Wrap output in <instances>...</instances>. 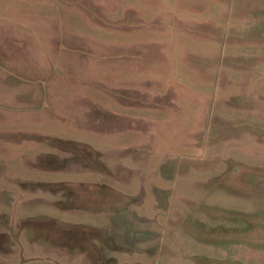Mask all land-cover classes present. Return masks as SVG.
Masks as SVG:
<instances>
[{"label":"rangeland","instance_id":"obj_1","mask_svg":"<svg viewBox=\"0 0 264 264\" xmlns=\"http://www.w3.org/2000/svg\"><path fill=\"white\" fill-rule=\"evenodd\" d=\"M250 255L264 0H0V264Z\"/></svg>","mask_w":264,"mask_h":264},{"label":"crops","instance_id":"obj_2","mask_svg":"<svg viewBox=\"0 0 264 264\" xmlns=\"http://www.w3.org/2000/svg\"><path fill=\"white\" fill-rule=\"evenodd\" d=\"M136 69H135V79H136V84H138V82L140 81V80H142V77H143V73L141 74V73H139V70H138V65H136V67H135ZM126 73H128L127 72V70L124 72V75L126 74ZM123 75V76H124ZM125 83H126V86H127V84H129L130 82L133 84V82H134V77H132L131 75H126V77H124V80H123ZM138 87V85L136 86V89H138L137 88ZM253 255H250V256H248V260H243L242 258H239L238 257V259L236 258V257H233L232 258V263H235V262H239L240 264L241 263H243V264H258V262L260 263V264H264V258H257L256 259V257H252Z\"/></svg>","mask_w":264,"mask_h":264}]
</instances>
